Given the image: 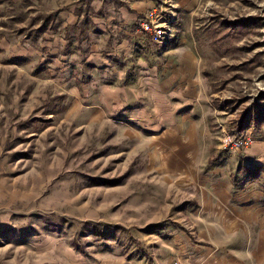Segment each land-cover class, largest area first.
<instances>
[{
	"label": "rangeland",
	"instance_id": "374dc122",
	"mask_svg": "<svg viewBox=\"0 0 264 264\" xmlns=\"http://www.w3.org/2000/svg\"><path fill=\"white\" fill-rule=\"evenodd\" d=\"M259 115L264 0H0V264H264Z\"/></svg>",
	"mask_w": 264,
	"mask_h": 264
},
{
	"label": "built area",
	"instance_id": "2783aa9c",
	"mask_svg": "<svg viewBox=\"0 0 264 264\" xmlns=\"http://www.w3.org/2000/svg\"><path fill=\"white\" fill-rule=\"evenodd\" d=\"M165 14L166 13L160 6H151L139 19L138 30L157 42L164 40L166 35L169 36L168 33L170 32V24ZM252 142L253 139L251 135L234 136L232 134H227L223 142L221 141V150L227 148H229L228 150H240L247 148Z\"/></svg>",
	"mask_w": 264,
	"mask_h": 264
},
{
	"label": "crops",
	"instance_id": "0c3cea01",
	"mask_svg": "<svg viewBox=\"0 0 264 264\" xmlns=\"http://www.w3.org/2000/svg\"><path fill=\"white\" fill-rule=\"evenodd\" d=\"M131 7V6H130ZM128 8L126 7V10L125 9H121V8H119L118 9V12L116 13L115 11H114V14L112 15V14H110L109 16H108V18L111 20L113 17H114V15L116 16V19H117V16L118 17H120V19L122 20V22H121V24H126V25H128V24H131L133 21H134V27H133V29L134 28H136L135 26H136V23H137V20H139L141 17L139 16V15H137V14H130L129 12H128V10H127ZM61 16V15H60ZM62 17V16H61ZM63 18V17H62ZM139 18V19H138ZM133 34V33H132ZM137 37V36H136ZM133 40H135L134 38H132ZM127 43H128V41L126 40V39H124ZM120 48H122V47H118V48H116V46L114 47V51H117L118 52V50L117 49H120ZM124 48H126V46L124 47ZM118 53H120V52H118ZM127 53H130V50L127 52ZM133 53H134V51H133ZM193 69V75L192 76H194L195 75V68L193 67L192 68ZM185 75V74H184ZM117 93H119V90L117 91ZM202 148H203V146L202 145H200V150H202ZM190 155V154H189ZM209 163V162H208ZM212 163V162H211ZM209 165H211V164H209ZM230 183H231V189H232V181H231V177H230ZM230 185V184H229ZM229 188H230V186H229Z\"/></svg>",
	"mask_w": 264,
	"mask_h": 264
},
{
	"label": "trees",
	"instance_id": "16d2710c",
	"mask_svg": "<svg viewBox=\"0 0 264 264\" xmlns=\"http://www.w3.org/2000/svg\"><path fill=\"white\" fill-rule=\"evenodd\" d=\"M53 16V14L51 15H48V16H46L45 17V20L46 19H49V18H51ZM261 113V112H260ZM249 114V113H248ZM262 114V113H261ZM259 118H260V124L261 125H263L264 124V116H262V115H259ZM245 121H247L246 119H245ZM244 125H245V123H244ZM242 128V130L243 129H245V127L243 128V127H241ZM247 169V168H246ZM264 171V169H263V167L262 166H258V167H255L253 170L251 169V168H248V171L250 172V171H252V173L254 174V175H258V173L260 172V171ZM248 172V173H249ZM252 176V175H251ZM257 177V176H256ZM254 179H256V178H254ZM231 181H232V184H233V182H235V179L232 177L231 178Z\"/></svg>",
	"mask_w": 264,
	"mask_h": 264
}]
</instances>
